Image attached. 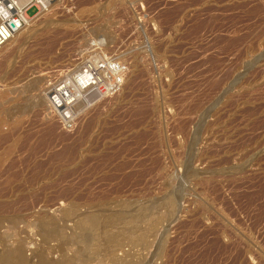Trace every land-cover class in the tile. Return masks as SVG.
<instances>
[{
	"label": "rangeland",
	"instance_id": "rangeland-1",
	"mask_svg": "<svg viewBox=\"0 0 264 264\" xmlns=\"http://www.w3.org/2000/svg\"><path fill=\"white\" fill-rule=\"evenodd\" d=\"M88 57L125 80L64 129ZM0 264H264V0H57L3 49Z\"/></svg>",
	"mask_w": 264,
	"mask_h": 264
},
{
	"label": "built area",
	"instance_id": "built-area-1",
	"mask_svg": "<svg viewBox=\"0 0 264 264\" xmlns=\"http://www.w3.org/2000/svg\"><path fill=\"white\" fill-rule=\"evenodd\" d=\"M57 0H0V53L27 26L30 18L47 11ZM36 8L29 17L27 12ZM98 41L96 50L102 51ZM126 75L124 65L115 58L88 57L79 70L62 77L48 94L49 113L64 129H72L81 112L118 95Z\"/></svg>",
	"mask_w": 264,
	"mask_h": 264
},
{
	"label": "bare ground",
	"instance_id": "bare-ground-1",
	"mask_svg": "<svg viewBox=\"0 0 264 264\" xmlns=\"http://www.w3.org/2000/svg\"><path fill=\"white\" fill-rule=\"evenodd\" d=\"M54 7H55V3L54 4H52L51 5V7L47 10V11H42L39 15H37L36 17H33V18H30V20L28 21V24H27V26L26 27H24L21 31H20V33L17 35V36H15V38L13 39V40H11L8 44H7V46H9L15 39H17L18 38V36H20V35H22L23 33H25L26 31H28V28L30 29V27H32V26H34L36 23H38V22H40V21H42V20H44L51 12H52V10L54 9ZM52 15V14H51ZM54 15V14H53ZM50 18V17H49ZM6 46V47H7ZM5 47V48H6ZM4 48V49H5ZM81 65H82V63L78 66V68L76 69V71L77 70H79L80 69V67H81ZM46 76V75H45ZM54 86V85H53ZM48 94H49V91H47L46 92V94H44L43 96H41V98L43 99V100H45L46 102L48 101ZM49 102H47V104H48ZM48 106V105H47ZM48 114H49V106H48ZM6 123V122H5ZM21 258V257H20Z\"/></svg>",
	"mask_w": 264,
	"mask_h": 264
}]
</instances>
